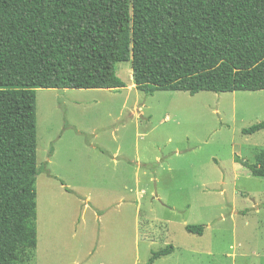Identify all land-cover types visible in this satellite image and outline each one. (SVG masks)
Segmentation results:
<instances>
[{
  "label": "rangeland",
  "instance_id": "obj_1",
  "mask_svg": "<svg viewBox=\"0 0 264 264\" xmlns=\"http://www.w3.org/2000/svg\"><path fill=\"white\" fill-rule=\"evenodd\" d=\"M115 74L122 88L37 89L27 264H148L169 244L153 264H264V177L236 161L264 149V129L242 132L264 120V90L146 94L131 60Z\"/></svg>",
  "mask_w": 264,
  "mask_h": 264
},
{
  "label": "trees",
  "instance_id": "obj_2",
  "mask_svg": "<svg viewBox=\"0 0 264 264\" xmlns=\"http://www.w3.org/2000/svg\"><path fill=\"white\" fill-rule=\"evenodd\" d=\"M128 60L146 94L264 90V0H0V264L38 245L37 89H119ZM236 161L264 177V149Z\"/></svg>",
  "mask_w": 264,
  "mask_h": 264
},
{
  "label": "crops",
  "instance_id": "obj_3",
  "mask_svg": "<svg viewBox=\"0 0 264 264\" xmlns=\"http://www.w3.org/2000/svg\"><path fill=\"white\" fill-rule=\"evenodd\" d=\"M90 144L92 145V143L90 142Z\"/></svg>",
  "mask_w": 264,
  "mask_h": 264
},
{
  "label": "bare ground",
  "instance_id": "obj_4",
  "mask_svg": "<svg viewBox=\"0 0 264 264\" xmlns=\"http://www.w3.org/2000/svg\"><path fill=\"white\" fill-rule=\"evenodd\" d=\"M132 87H133V85H132Z\"/></svg>",
  "mask_w": 264,
  "mask_h": 264
}]
</instances>
